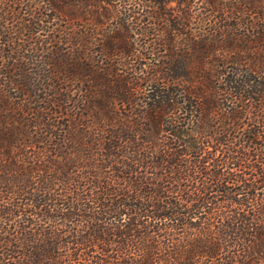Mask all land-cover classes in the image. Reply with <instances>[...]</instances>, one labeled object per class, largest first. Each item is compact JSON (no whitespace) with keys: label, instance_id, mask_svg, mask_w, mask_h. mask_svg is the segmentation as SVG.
Wrapping results in <instances>:
<instances>
[{"label":"trees","instance_id":"16d2710c","mask_svg":"<svg viewBox=\"0 0 264 264\" xmlns=\"http://www.w3.org/2000/svg\"><path fill=\"white\" fill-rule=\"evenodd\" d=\"M171 1L0 0V264H264V0Z\"/></svg>","mask_w":264,"mask_h":264},{"label":"rangeland","instance_id":"374dc122","mask_svg":"<svg viewBox=\"0 0 264 264\" xmlns=\"http://www.w3.org/2000/svg\"><path fill=\"white\" fill-rule=\"evenodd\" d=\"M192 1H194V0H192ZM195 1L197 3L199 2L198 0H195ZM191 2H190V0L171 1L170 3L167 4V7L168 8H170V7L172 8V10L175 12L173 14V17H176V16H180L182 14L181 12H183V10L187 9L188 6H189V3H191ZM192 4H195V2H192ZM110 8H113L114 9L116 7L112 6ZM147 14H149V13H147ZM170 24H171V22H170ZM192 25L197 26L196 23L195 24H192ZM192 25H189L187 28H189ZM196 30H197V28L194 29V33H195Z\"/></svg>","mask_w":264,"mask_h":264}]
</instances>
